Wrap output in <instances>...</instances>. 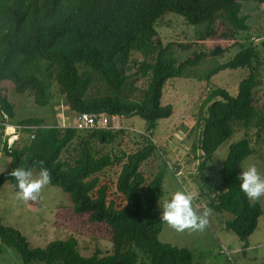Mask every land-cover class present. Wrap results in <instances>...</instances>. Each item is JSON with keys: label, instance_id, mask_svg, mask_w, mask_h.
Listing matches in <instances>:
<instances>
[{"label": "trees", "instance_id": "obj_1", "mask_svg": "<svg viewBox=\"0 0 264 264\" xmlns=\"http://www.w3.org/2000/svg\"><path fill=\"white\" fill-rule=\"evenodd\" d=\"M246 1L264 4V0H0L3 119L14 121L17 113L6 82H12L18 93L35 96L41 107L51 105V90L56 82L60 94L75 105L77 113H107L127 120L140 117L150 132L160 121L171 118V105L161 103L165 83L175 76L183 77L186 68L195 63L189 59L179 63L176 72L172 70L166 59L170 45L162 47L154 43L159 20L173 13L186 18L191 26H203L223 16L234 32H248L249 16L242 14ZM133 52L144 58L134 76H149L151 85H155V89L145 91L142 107L126 94L132 92L128 86ZM256 57L257 49L250 44L210 75L212 79L227 69L249 70L236 97L218 88L205 102L208 117L204 121L201 140L204 161L200 166L205 186L215 154L235 133L233 123L248 125L255 118L258 104L255 89L260 83L253 67ZM100 83L104 89L92 94ZM16 126L38 129L25 130L34 133L35 138L30 137V143L22 149L10 148L5 143V150L14 162L12 169L0 178V187L11 182L18 190L17 181L9 173L21 166L40 170L37 162L43 160L52 174L50 184L71 196L76 215H91L93 223L107 224L113 245L112 253L104 255L97 251L90 257L81 255L74 237L53 241L45 249H34L25 235L6 227L0 219L3 245L15 248L25 262L141 264L144 258L149 264H196L190 250L159 240L163 231L159 210L164 194L163 175L153 174L149 181L143 171V165L157 151L152 137L141 136L145 140L142 146L129 154L117 155L114 151L104 153L98 144L115 143L127 129L80 131L74 127H46L41 119H29ZM251 154L246 138L231 146L223 163L222 183L210 188L214 196L208 205L215 213L234 216L227 227L243 243L254 235L263 215L260 204L249 201L240 191L238 168ZM115 167H120L116 180L111 174Z\"/></svg>", "mask_w": 264, "mask_h": 264}, {"label": "rangeland", "instance_id": "obj_2", "mask_svg": "<svg viewBox=\"0 0 264 264\" xmlns=\"http://www.w3.org/2000/svg\"><path fill=\"white\" fill-rule=\"evenodd\" d=\"M242 14L249 16L248 32H234L223 16H217L212 24L191 26L188 20L173 13L164 15L157 24L156 45H170L167 64L176 72L179 63L193 59L194 64L186 68L183 77L175 76L165 83L161 103L171 105L172 114L168 120H162L153 130L152 141L157 145L154 156L143 165V171L149 181L153 174L163 175V197L159 203L160 214L163 204L177 190L190 191L194 204L203 211L214 196L210 188L219 187L222 183L223 163L229 157L231 146L242 139H248L252 154L239 166V176L249 163H255L264 175V4L255 1L243 2ZM210 26V27H209ZM257 49V57L253 67L260 81L255 89L258 99L255 118L247 125L244 122L233 123L234 135L215 154L209 168V181L205 186L200 176V166L204 161L201 140L204 132L208 107L205 102L212 91L223 88L236 97L240 82L249 74L247 69H227L219 72L212 79V71L235 58L238 52L248 45ZM221 52L214 56L217 48ZM152 61V57L150 58ZM144 60L139 52H133L131 58L128 91L129 98H134L139 107L146 90L155 89L149 76H137L139 64ZM177 75V73H175ZM8 96L16 105V119H3L0 112V178L12 169L14 162L5 150L7 129L5 125H17L29 119L44 120L46 127H74L77 110L75 105L60 94L56 82L52 87L53 100L50 106L41 107L35 96L18 93L12 82H6ZM103 84H98L92 94ZM127 91V92H128ZM127 132L111 145H100L104 153L114 151L127 154L134 152L145 143L143 135L147 124L140 117L123 119ZM12 129V128H11ZM11 132V131H10ZM15 137L17 142L13 149H22L30 143V133L21 132ZM5 136H2V135ZM82 135L87 134L82 132ZM147 137V136H146ZM123 139V141L121 140ZM11 146V142H9ZM68 156V155H67ZM34 177L39 169L33 170ZM120 167H115L111 174L116 180ZM203 185L205 186L203 188ZM18 190L11 182L0 187V219L6 227L14 228L25 235L31 247L45 249L53 241H66L74 237L79 243L81 255L90 257L97 251L104 255L112 253V236L107 224H95L91 215H76L71 196L63 189L51 184L47 185L36 201H23L17 198ZM263 210L254 235L243 243L239 237L227 227L235 218L229 213H215L209 216V223L203 231H185L179 233L163 223V231L159 237L162 243L177 248H186L194 253L196 264H264V197L257 200ZM0 245H3L0 238ZM0 264H28L15 249L3 245ZM227 250L229 253H227ZM143 255H141L142 258ZM144 257V256H143ZM32 264H43L34 262ZM141 264H149L142 258Z\"/></svg>", "mask_w": 264, "mask_h": 264}, {"label": "clouds", "instance_id": "obj_3", "mask_svg": "<svg viewBox=\"0 0 264 264\" xmlns=\"http://www.w3.org/2000/svg\"><path fill=\"white\" fill-rule=\"evenodd\" d=\"M40 170L34 177L31 168L23 166L14 168L9 175L17 181V198L25 202L36 201L42 190L51 183L52 174L44 166L45 162H37ZM238 177L240 191L249 201H257L264 197V175L261 174L255 163H249ZM212 210L205 207L203 211L194 204V197L190 191L177 190L170 199L163 204L160 221L176 232L203 231L208 223Z\"/></svg>", "mask_w": 264, "mask_h": 264}, {"label": "built area", "instance_id": "obj_4", "mask_svg": "<svg viewBox=\"0 0 264 264\" xmlns=\"http://www.w3.org/2000/svg\"><path fill=\"white\" fill-rule=\"evenodd\" d=\"M8 118V117H6ZM122 117L120 115H109L107 113H91V112H82L76 114V125L74 128L79 129L80 131H95V130H106L111 132H117L120 130H124L125 127L123 126ZM7 129L6 137L8 140L6 142H11L10 148H13V146L17 143L15 142V137L20 136L22 133L25 132V130H31V131H37V127H19L16 125H5ZM14 128L13 133H9V129ZM153 130L148 132L146 134L147 137H152ZM31 139L35 138L34 133H30ZM227 253H229L227 251Z\"/></svg>", "mask_w": 264, "mask_h": 264}, {"label": "water", "instance_id": "obj_5", "mask_svg": "<svg viewBox=\"0 0 264 264\" xmlns=\"http://www.w3.org/2000/svg\"><path fill=\"white\" fill-rule=\"evenodd\" d=\"M221 48H217L216 51L213 53L214 56H217L221 52Z\"/></svg>", "mask_w": 264, "mask_h": 264}, {"label": "bare ground", "instance_id": "obj_6", "mask_svg": "<svg viewBox=\"0 0 264 264\" xmlns=\"http://www.w3.org/2000/svg\"><path fill=\"white\" fill-rule=\"evenodd\" d=\"M10 131H11V132H10ZM13 132H14V128H12V129L10 128V129H9V133H13Z\"/></svg>", "mask_w": 264, "mask_h": 264}, {"label": "crops", "instance_id": "obj_7", "mask_svg": "<svg viewBox=\"0 0 264 264\" xmlns=\"http://www.w3.org/2000/svg\"><path fill=\"white\" fill-rule=\"evenodd\" d=\"M228 251V250H227Z\"/></svg>", "mask_w": 264, "mask_h": 264}]
</instances>
